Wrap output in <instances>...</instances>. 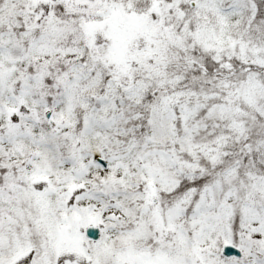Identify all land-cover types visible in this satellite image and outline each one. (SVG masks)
Here are the masks:
<instances>
[{"label":"snow or ice","instance_id":"snow-or-ice-1","mask_svg":"<svg viewBox=\"0 0 264 264\" xmlns=\"http://www.w3.org/2000/svg\"><path fill=\"white\" fill-rule=\"evenodd\" d=\"M0 264H264V0H0Z\"/></svg>","mask_w":264,"mask_h":264}]
</instances>
